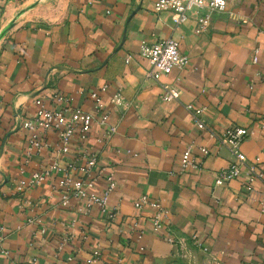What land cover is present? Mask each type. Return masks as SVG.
Returning a JSON list of instances; mask_svg holds the SVG:
<instances>
[{
    "label": "crops",
    "instance_id": "0c3cea01",
    "mask_svg": "<svg viewBox=\"0 0 264 264\" xmlns=\"http://www.w3.org/2000/svg\"><path fill=\"white\" fill-rule=\"evenodd\" d=\"M155 1L61 0L52 23H36L40 8L30 1L17 21L10 11L0 15V264H80L91 248L101 252L102 264H264L261 183L249 198L243 177L215 186L217 172L234 158L198 130L184 108H202L201 120L218 136L227 128L246 129L238 150L246 165L264 173V0H227L225 12L214 13L203 34L195 33L194 13L175 26L169 13L153 11ZM168 38L189 63L154 81L139 46ZM104 85L103 109L116 132L100 146L102 130L94 125L89 145L113 173L108 208L117 205V219L109 222L95 210L77 215L82 203L74 199L62 207L51 190L56 174L18 196L14 184L25 146L19 122L34 112V98L60 91L73 106L92 112L87 93ZM162 85L178 89V100L160 101ZM118 90L121 105L112 101ZM190 144L196 154L206 147L209 156L202 170L180 173L181 154ZM47 164L44 152L24 167V177ZM105 186L101 178L96 189ZM142 194L169 211L167 228L177 243L166 242L165 230L153 231L151 209H133ZM72 219L79 220L75 229L68 228ZM135 222L137 230L131 228ZM67 232L74 238L58 253Z\"/></svg>",
    "mask_w": 264,
    "mask_h": 264
},
{
    "label": "built area",
    "instance_id": "2783aa9c",
    "mask_svg": "<svg viewBox=\"0 0 264 264\" xmlns=\"http://www.w3.org/2000/svg\"><path fill=\"white\" fill-rule=\"evenodd\" d=\"M227 7V0H157L153 4L155 13L167 12L175 26L184 24L190 13L195 14L196 34H203L208 31L211 17L214 13H224ZM257 52L253 57L257 61ZM138 55L147 61L149 70L147 77L157 81L161 76H168L174 69H183L188 63L187 56L179 52L177 41L168 38L154 44L142 42L139 46ZM162 92L159 100L170 102L178 100L179 90L171 85H162ZM106 91L102 86L98 91H88L87 95L92 103V112L85 111L80 107L72 105V98L69 94L60 91H53L48 95L38 96L33 100L34 112L31 116L24 117L19 122V129L25 132V146L23 149L22 166L19 168V178L15 179L14 189L18 196L25 195L28 191L43 186L54 174L58 179L52 192L60 195V204L68 208L71 199L81 201L82 207L74 209L77 215H87L95 210L107 221L116 220L119 213L117 205L108 208L109 197L116 188L113 173L100 164L98 155L91 149L89 140L94 125L101 130V135L96 143L103 146L116 132V125L109 122V114L103 109L101 94ZM115 105H121V92L118 90L112 95ZM191 114L196 128L215 139L219 145L225 147L233 156L234 161L226 168L217 172L214 180L215 186H221L243 177V187L247 197L254 192L257 182L261 183L259 209L264 212V173L256 170L253 166L246 165L245 157L239 152L240 144L247 138L248 132L244 128H227L221 135H216L208 129L201 120L202 108H195L191 103L184 106ZM197 154L193 152V145H188L181 154L179 161V172L202 170L204 160L209 156L206 147H198ZM48 153V164L38 166L28 177H24V167L31 165L35 158L43 153ZM246 167V172L242 171ZM104 179L106 186L102 191H97L96 184L99 179ZM133 209L142 211L149 208L152 211L150 222L153 231L165 230V239L169 244H175L178 240L173 237L167 228L169 211L159 201L148 197L145 194L138 196L132 203ZM79 223L78 219H72L68 228L75 229ZM133 230L138 229V223L131 225ZM82 229L80 233L86 235ZM42 227L40 233H44ZM141 233L137 234V240L141 239ZM74 238L72 233H65L61 236L57 251L63 249L64 245ZM193 244L201 251L207 252L196 235L190 236ZM140 252L143 248H139ZM5 255L7 253L3 252ZM101 252L97 248H91L88 254L82 258L80 264H102ZM74 257L69 256L68 261ZM114 264H125L117 260Z\"/></svg>",
    "mask_w": 264,
    "mask_h": 264
},
{
    "label": "rangeland",
    "instance_id": "374dc122",
    "mask_svg": "<svg viewBox=\"0 0 264 264\" xmlns=\"http://www.w3.org/2000/svg\"><path fill=\"white\" fill-rule=\"evenodd\" d=\"M28 1L33 2L32 5L39 6L40 10L38 13V19L36 23L39 22H49L52 23L59 19V7L61 5V0H0V15L10 11V13H15L14 21L23 18V14L30 10L27 8ZM32 6V7H35Z\"/></svg>",
    "mask_w": 264,
    "mask_h": 264
}]
</instances>
